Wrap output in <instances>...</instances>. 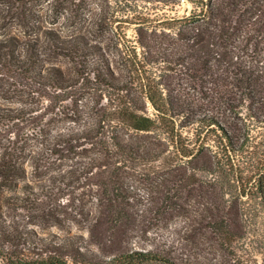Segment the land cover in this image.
Here are the masks:
<instances>
[{"label": "trees", "instance_id": "obj_1", "mask_svg": "<svg viewBox=\"0 0 264 264\" xmlns=\"http://www.w3.org/2000/svg\"><path fill=\"white\" fill-rule=\"evenodd\" d=\"M14 1L18 32L0 37V195L35 194L43 228L58 220L48 200H81L69 220L88 237L32 231L45 247L0 243L4 264H178L175 246L224 247L264 225V0H186L182 15L121 0L125 20L70 21L67 34L35 0ZM153 227L170 232L131 245Z\"/></svg>", "mask_w": 264, "mask_h": 264}, {"label": "rangeland", "instance_id": "obj_2", "mask_svg": "<svg viewBox=\"0 0 264 264\" xmlns=\"http://www.w3.org/2000/svg\"><path fill=\"white\" fill-rule=\"evenodd\" d=\"M73 1L75 4H67L56 0H35L32 4H35L37 9H41V14H43L42 23L44 25H56V27L62 28L64 34L71 33L72 30L77 28L74 27V25L69 24L70 21H73V23L75 21L77 25L80 26L84 25L83 27L85 28L90 23V20L99 18V16L109 17L115 14L114 17H118L120 20H125L129 15V10L126 8L127 6L124 5L125 2L121 3V0ZM52 3H55V5L51 8ZM130 4L134 5V1L130 2ZM7 5L16 7L12 8L15 13L21 7V5L14 0H0V37L3 36L5 32H18V28L16 27L18 24L7 16V13H9ZM138 5L149 12H164L171 15H182L188 13L192 8L191 4L186 0H166V4L163 2L138 1ZM55 6L59 8L58 12L54 11ZM53 15H58L59 19L56 23H49L52 21L54 17ZM68 17H70V19ZM127 31L129 36H133L134 25H128ZM199 128L200 127L195 124L191 128H186V131L189 132V135L192 138H195ZM203 133L205 134L206 131ZM8 137L9 136L6 132H0V139H6ZM206 137L207 142L216 147V133L211 131ZM242 140L243 138L240 141ZM14 193L16 192L13 190H7L4 194L0 195L1 244L28 253L30 248L32 249L38 245L34 242L35 240L31 236L32 231L46 236L49 233L64 235L68 227H71L72 233L82 232L85 234V237H88V232L80 229L77 221L70 222L69 220V218L79 215L78 211L81 200L74 203L71 202L68 206V201L66 200L67 196L61 192L58 193L60 196H57V198L48 200L49 202H57L55 206V217L58 220L50 221V223L54 224L43 228L32 222L34 215L31 208L32 203L26 200L29 196L30 199H32L35 194L21 192L20 197L18 198L12 199L7 197ZM62 195L63 197H61ZM21 196L23 198H21ZM77 218L80 219V216H77ZM169 232L170 230L163 232V229L153 227L146 235L141 232L135 234L132 238L131 245H136V247L139 248L143 246V244L145 246H150L151 244H148V241L155 237L158 238L163 233L168 234ZM105 235H108V233L106 234L105 232ZM12 236L15 237L14 241ZM206 236H210V232H207ZM106 237L108 236H105V238ZM38 246L39 248L45 247V245ZM79 246L82 249H86L85 247H87L101 254L104 253L101 245L89 243L88 241L82 242V245L79 244ZM105 250L107 253L112 251L108 241ZM175 251L179 257L178 264H256V262L257 264H264V225L258 223V225L253 227L244 238L236 240L231 245L220 247L219 243L210 245L204 243L201 239H198L197 244L193 248H190L189 246L186 247V245H178L175 246ZM0 264H4L1 259Z\"/></svg>", "mask_w": 264, "mask_h": 264}]
</instances>
